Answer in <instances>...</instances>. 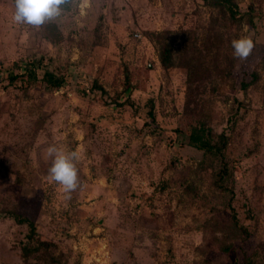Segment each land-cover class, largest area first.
<instances>
[{
    "label": "rangeland",
    "instance_id": "374dc122",
    "mask_svg": "<svg viewBox=\"0 0 264 264\" xmlns=\"http://www.w3.org/2000/svg\"><path fill=\"white\" fill-rule=\"evenodd\" d=\"M234 2L239 24L205 0H70L34 28L0 0V264H25L27 226L8 210L33 220L64 264H243L264 251V0ZM242 36L256 45L245 62L231 45ZM36 58L65 83L3 78ZM200 122L226 138L245 231L212 184L216 167L188 142ZM49 145L77 152L71 199L49 180Z\"/></svg>",
    "mask_w": 264,
    "mask_h": 264
},
{
    "label": "trees",
    "instance_id": "16d2710c",
    "mask_svg": "<svg viewBox=\"0 0 264 264\" xmlns=\"http://www.w3.org/2000/svg\"><path fill=\"white\" fill-rule=\"evenodd\" d=\"M210 4H214L219 9L218 11L225 16L230 22L239 24L244 17V13L237 9V4L234 0H205ZM246 22L253 26V14L246 13ZM161 61L167 64L171 61V51L169 46L163 45L160 53ZM17 68V70H15ZM3 78L11 84H20L22 87L30 85L40 80L46 89H55L65 83V73L54 71L44 67L42 59L36 58L31 60L21 61L19 64H14L13 67L2 69ZM257 74L254 72L252 79H255ZM241 85L246 87L247 83L242 82ZM131 92V86L126 83L125 88L117 97V102L126 101ZM188 142L192 146L200 149L203 154V162L208 161L216 167L213 171L212 184L219 192L227 197L226 207L229 208L232 222L239 230H244L237 225L236 213L231 205L233 198V190L229 187V171L225 155L226 138L223 134L213 132L210 126L204 122L194 123L188 127ZM7 215L18 224H26L27 233L26 240L21 246V253L25 259V264H64L59 256L55 253L53 244L45 239H42L36 232V224L28 217L22 216L14 210H8ZM243 264H264V251L260 248L254 249L251 254L246 256Z\"/></svg>",
    "mask_w": 264,
    "mask_h": 264
},
{
    "label": "clouds",
    "instance_id": "9594fccd",
    "mask_svg": "<svg viewBox=\"0 0 264 264\" xmlns=\"http://www.w3.org/2000/svg\"><path fill=\"white\" fill-rule=\"evenodd\" d=\"M70 0H15L13 21L40 28L47 22L59 19L67 10ZM233 56L245 62L256 47L251 36H242L231 42ZM44 158L51 161L48 169L50 182L61 186L67 199L79 187L78 170L75 161L76 151H62L55 145H49L44 151ZM29 198L31 194L29 193Z\"/></svg>",
    "mask_w": 264,
    "mask_h": 264
}]
</instances>
